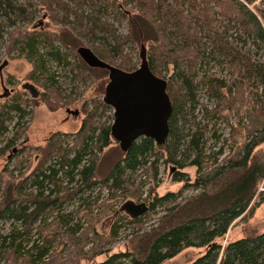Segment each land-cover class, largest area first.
Here are the masks:
<instances>
[{
  "label": "trees",
  "instance_id": "obj_1",
  "mask_svg": "<svg viewBox=\"0 0 264 264\" xmlns=\"http://www.w3.org/2000/svg\"><path fill=\"white\" fill-rule=\"evenodd\" d=\"M40 13L47 16L39 29L23 26L31 25ZM124 20L128 23L126 34L116 26ZM218 23L222 30L216 28ZM49 26L58 27L57 31ZM8 29V47L32 65V79L37 81L41 78L37 74H42L47 85L57 84L50 69L53 62L69 68L74 79L81 74L75 73L69 54L72 48L89 70L110 73L106 67L90 64L82 49L101 62L132 71L136 67L126 52L132 43L148 45L151 70L168 81L173 112L166 143L156 145L154 140L141 137L127 151L122 149L123 157L100 184L111 192L109 200L120 195L141 200L138 189L132 190L133 175L156 155L157 160L165 157L166 163L175 168V181H185L198 192L181 200L182 193L159 195L151 191L149 200L144 201L148 211L136 218L114 209L108 236L101 235L95 226L90 229L96 240L89 250L92 253L84 252L89 263L162 264L193 247L206 251L189 264H264V231L225 246L218 242L236 220L253 216L264 203V191L258 193L264 181V157L257 152L264 145V59H253L251 48L243 50L232 42L237 37V42L244 46L248 43L256 53L264 54V0H0L1 39ZM213 64L221 68V73H227L218 75ZM202 86L214 98L213 108L201 102L198 91ZM247 92L253 96L252 103L244 101ZM234 94L242 96L238 101L251 105L242 118L247 121L243 124V141L233 137L229 147L225 146V138L224 145L215 150L222 136L214 133L218 142L209 148L204 119H214L232 109L234 106L228 103L236 99L232 98ZM101 106L107 111L111 108L104 99ZM13 109L21 118L25 114L17 103ZM4 117V110H0V127H4ZM90 117L84 119L77 132L76 146L64 147L59 133L47 139L32 176L18 180L10 198L8 192L4 193L0 177V220L13 221L8 233H0V264L8 258L12 264H60L51 252L57 239L70 238L75 247L81 248L88 242L89 228L82 219L73 222L75 211L64 213L62 209L64 201L78 190L84 193V189L96 185L95 151L102 152L113 143L112 123L99 127ZM18 137L10 139L4 149L12 147ZM158 148L163 150L161 154H157ZM151 164L156 177L158 168L156 163ZM187 167L197 170L194 182L185 172ZM65 182L79 189L74 192L73 186L70 189ZM27 183L35 193L23 195ZM93 206L89 202L87 210ZM158 209L164 212L158 224L140 232L145 219ZM54 213L51 222L56 226L52 228L47 221ZM38 220L44 224L37 229L38 238L32 240V227ZM125 221L140 226L139 232L134 233L125 251L111 253L108 245L118 241ZM102 255L106 259L97 261Z\"/></svg>",
  "mask_w": 264,
  "mask_h": 264
},
{
  "label": "rangeland",
  "instance_id": "obj_2",
  "mask_svg": "<svg viewBox=\"0 0 264 264\" xmlns=\"http://www.w3.org/2000/svg\"><path fill=\"white\" fill-rule=\"evenodd\" d=\"M46 16L47 15L40 13L31 25L27 26L24 24L23 26L30 30L39 29L40 27L38 26L45 24ZM111 20L113 19L111 18ZM19 24L22 25V23ZM127 25V20H124L122 23H116V26L120 28V32L125 34L128 31ZM216 26L217 29L222 30L219 23ZM49 27L56 31L58 28L53 26ZM8 31L10 30H6L3 39L0 38V110H4L6 116V118H3L2 123L4 127H0V177L3 179L2 188L4 189V193L5 191L8 192V197L10 198V194L16 186V182L28 176H32L33 170H35L41 158V151L51 135L54 133L61 134L65 141V145L63 146L66 148L74 147L76 146L78 138L77 132L88 115L92 116L90 119L100 127L105 124V122L113 123L114 110L111 107L110 110L107 111L101 106L105 96L106 86L110 80L109 74L104 73L100 69L89 70L83 62L81 64V61L76 56L77 50L75 48H72L69 54L75 65V73L78 75V72H81V74L74 79V74L69 71V68L53 62L50 65V69L57 77V84L53 86L48 82L47 85L44 83L45 80L42 74H37L41 76L40 79L37 77V81L32 79V65L24 57H19L15 50L8 47L10 46ZM237 40V37L232 38L234 46L243 48V50L251 48V53L254 56L253 59H264V54L261 55L256 53L252 47H249L248 43L244 46V43H241V41L237 42ZM144 46L147 55L148 45ZM141 48L142 45L138 43H132L126 48V52H128L127 59H131L136 68L141 64ZM63 49L64 51L67 50L65 48ZM212 67L213 71H216L218 75L224 76V74L227 73V71L224 70L221 73V68L216 64H213ZM200 78L201 77H199L198 80H200ZM27 83L33 85L38 91V96L36 98L32 96V92L29 89L24 88V85ZM198 95L201 102L207 103L212 108L214 107V98L212 99L209 95L206 86H202L199 89ZM232 98L237 99V101L235 99L231 101V103H228V105L232 104V106H234L232 109L224 110L223 114H218L214 119H204V122L208 124L207 146L209 148L218 142L214 133L222 136L219 142L216 143L215 150L222 144L224 145L225 138H228V142L225 143V146L227 145L229 147L233 144V137L237 138L238 142L243 141V136L245 135L243 130L245 125L243 124H247V121L242 118L251 105L243 101H238L242 99V96L239 94H234ZM243 98L244 101L246 100L248 102V100H250V103H252L251 100H253V96L248 92ZM16 103L25 110V114L22 118L19 117L20 114L13 109V105ZM221 106H224V104L221 103ZM75 110L79 111L78 114H74L73 111ZM198 115L199 118H201V113ZM109 116L112 120H110ZM233 130H235V133H233ZM16 135L19 137L15 140V144L10 148L4 149L8 141ZM229 151L230 148L227 147L225 151L226 154H228ZM156 152L157 154H161L163 150L158 148ZM257 152L264 157V145L260 146ZM95 154L97 159L95 173L96 185L92 188L90 187V189H84L83 193V191L80 192L78 190V185H69L65 182L64 185L66 187H70L71 189L73 186L74 192L77 190L78 192L74 197L64 201L62 209L64 213L75 211L77 215H74L73 222L82 219L85 228H89V240L82 244L81 248V245L75 247L73 244L74 241L72 242L70 238H65L64 240L60 237V240L57 239L55 241L56 247L51 251L53 255L52 258L55 259V261L57 260V263L91 264L84 257V252L89 253L90 248L96 240L95 234L90 229L95 226L101 235L104 237L108 236L115 219V213H112V211L114 209L122 210V206L127 201L133 200L139 201V203L145 200L148 201L151 191L159 195H164L170 191L182 193L181 200L198 192L194 187L187 186L185 181H175V168L173 169L171 164L166 163L165 157H161L157 160L155 155L133 175L134 184L133 187H131L133 188L132 190L138 189L141 194V200L132 197L123 199L121 195L118 196L117 199L109 200L111 192L107 187L101 186L100 183L112 166L123 157L124 152L120 143L113 139V143L109 147L102 152L96 149ZM152 162L156 163V167L158 168L156 177L155 168H153L151 164ZM196 171L195 167H187L185 169V172L189 174L192 180L191 182L195 181ZM23 188H25V185ZM81 190H83V188ZM30 191L35 193V188L31 187V184H28L26 190L23 189V195L26 193L28 194ZM261 191H264V181L258 188V193ZM60 195L63 196V192H61ZM89 202L94 206L92 209L87 210V204ZM163 213V209H158L157 213H152L147 217L140 232L150 230L152 226L157 225ZM55 216L56 213L47 221L48 224L51 223L50 225L52 228L56 226L53 225L54 222H51ZM125 222L126 223L120 231L118 241L113 245H108V247L112 248L111 253L125 251L129 247L130 240L134 233L139 232L140 226L133 223L131 224L128 221ZM41 223L44 224V222ZM41 223L40 220H38L33 225L31 234L32 240L38 238L37 229H40ZM12 224V220H0V233H8ZM17 226H20V224ZM263 231L264 203L256 209L253 216L247 219L236 220L227 235L219 239L218 242L225 246L230 241ZM59 241H61L60 244ZM205 251V248H186L176 257L162 264H189L204 254ZM106 257L107 256L102 255L97 257L96 260L103 261ZM1 263L12 264V261L10 258L7 260L2 259Z\"/></svg>",
  "mask_w": 264,
  "mask_h": 264
},
{
  "label": "water",
  "instance_id": "obj_3",
  "mask_svg": "<svg viewBox=\"0 0 264 264\" xmlns=\"http://www.w3.org/2000/svg\"><path fill=\"white\" fill-rule=\"evenodd\" d=\"M82 54L90 64L110 71L103 99L114 110L112 136L121 148L127 151L141 137L154 140L156 145L165 144L170 133L173 105L167 91L168 81L151 70L145 46L141 48L140 66L132 71L101 62L89 50L82 49ZM24 88L29 89L33 97L38 96L33 85L27 83ZM73 112L78 114L79 111ZM122 210L136 218L148 211V205L129 200Z\"/></svg>",
  "mask_w": 264,
  "mask_h": 264
},
{
  "label": "flooded vegetation",
  "instance_id": "obj_4",
  "mask_svg": "<svg viewBox=\"0 0 264 264\" xmlns=\"http://www.w3.org/2000/svg\"><path fill=\"white\" fill-rule=\"evenodd\" d=\"M110 81V80H109Z\"/></svg>",
  "mask_w": 264,
  "mask_h": 264
}]
</instances>
